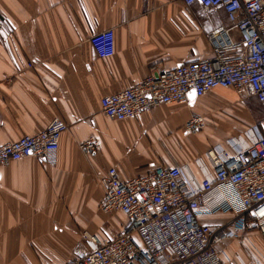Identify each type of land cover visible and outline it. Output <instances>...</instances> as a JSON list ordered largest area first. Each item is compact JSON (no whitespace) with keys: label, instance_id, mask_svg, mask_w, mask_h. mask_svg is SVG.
I'll list each match as a JSON object with an SVG mask.
<instances>
[{"label":"crops","instance_id":"crops-1","mask_svg":"<svg viewBox=\"0 0 264 264\" xmlns=\"http://www.w3.org/2000/svg\"><path fill=\"white\" fill-rule=\"evenodd\" d=\"M225 22L221 8L182 0H0V145L37 134L53 119L68 128L55 164L26 158L0 167V264H75L90 249L84 232L102 241L121 233L127 219L99 210L101 177L110 168L126 181L155 167L185 166L182 175L199 185L213 175L208 151L250 144L260 123L246 121L249 104L238 97L246 95L230 89L125 121L100 112L102 97L133 87L154 67L211 57L206 35ZM109 29L112 55L100 59L89 38ZM232 108L244 112L236 122L213 118ZM194 115L205 127L189 134L183 125ZM88 139L100 143L91 156L79 149ZM225 221L202 219L212 227ZM218 250L224 264H264V239L251 224Z\"/></svg>","mask_w":264,"mask_h":264},{"label":"built area","instance_id":"built-area-1","mask_svg":"<svg viewBox=\"0 0 264 264\" xmlns=\"http://www.w3.org/2000/svg\"><path fill=\"white\" fill-rule=\"evenodd\" d=\"M182 2L225 13L226 22L206 35L211 57L173 69L154 67L133 87L102 97L100 112L108 120L125 121L150 109L186 105L190 93L202 98L215 89L252 96L264 107V0ZM113 38L112 29L91 35L89 43L98 58L112 55ZM204 127V118L198 115L183 125L189 134ZM67 130L53 119L37 134L0 145V167L26 158L55 164L61 134ZM79 149L91 156L100 143L88 139ZM207 157L213 175L199 185L182 175L185 166L155 167L126 181L115 168L108 169L101 177L99 210L105 215L121 213L126 226L103 241L84 232L90 249L75 264H224L218 245L241 239L249 224L264 239V119L245 149L210 150ZM213 217L226 221L214 227L202 223Z\"/></svg>","mask_w":264,"mask_h":264},{"label":"rangeland","instance_id":"rangeland-1","mask_svg":"<svg viewBox=\"0 0 264 264\" xmlns=\"http://www.w3.org/2000/svg\"><path fill=\"white\" fill-rule=\"evenodd\" d=\"M239 98H246V100L248 101V112L245 114L247 115L246 121L249 123H255L256 125H258L263 119H264V107L262 105H260L256 99L252 96H238ZM229 99V98H228ZM231 100H234L232 98H230ZM197 111V109H196ZM198 112V111H197ZM244 112L241 111L240 113L238 112V110L236 109H229L228 112H215V116L213 118L215 119H219V118H223L224 116L228 117L229 119H231V122H236V120L239 118V114H243ZM185 115V113L180 114V120L182 119V116ZM224 115V116H222ZM207 116H209V113L207 114ZM212 117V115L210 116ZM216 121V120H215ZM218 122V121H216Z\"/></svg>","mask_w":264,"mask_h":264},{"label":"water","instance_id":"water-1","mask_svg":"<svg viewBox=\"0 0 264 264\" xmlns=\"http://www.w3.org/2000/svg\"><path fill=\"white\" fill-rule=\"evenodd\" d=\"M193 95V93H190V96H192Z\"/></svg>","mask_w":264,"mask_h":264}]
</instances>
